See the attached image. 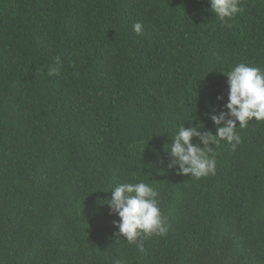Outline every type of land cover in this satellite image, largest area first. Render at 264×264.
Wrapping results in <instances>:
<instances>
[{"label":"trees","instance_id":"obj_1","mask_svg":"<svg viewBox=\"0 0 264 264\" xmlns=\"http://www.w3.org/2000/svg\"><path fill=\"white\" fill-rule=\"evenodd\" d=\"M240 6L222 24L209 0H0V264H264V121L209 144L214 174L166 167L182 123L215 133L224 74L264 69V0ZM141 180L168 231L129 244L103 203Z\"/></svg>","mask_w":264,"mask_h":264},{"label":"clouds","instance_id":"obj_2","mask_svg":"<svg viewBox=\"0 0 264 264\" xmlns=\"http://www.w3.org/2000/svg\"><path fill=\"white\" fill-rule=\"evenodd\" d=\"M240 2L241 0H209V11L222 24H227L228 20L242 11ZM132 27L137 35L143 33L140 22L133 23ZM60 65L61 59L57 56L48 75H58ZM224 75L227 77V103L218 112L205 113L215 126V133L210 130L201 131L204 125L196 117L190 118L187 120L190 126L186 128L182 123L171 138L170 149L165 151L166 167L175 169L178 175H191L198 179L214 174L216 161L209 155L213 151L209 144L215 146L224 141L234 152L241 142L237 126L244 129L252 120L264 121V69L241 62ZM222 99V96L217 97L218 101ZM193 120H197L194 125ZM193 138L199 143H192ZM156 195L153 187L142 180L120 183L111 188V197L106 198L107 203L103 204L108 206L110 214L119 218L112 222L113 227L118 229L114 235L123 237L129 244L135 243L141 235H165L168 228ZM115 264L122 262L117 260Z\"/></svg>","mask_w":264,"mask_h":264}]
</instances>
